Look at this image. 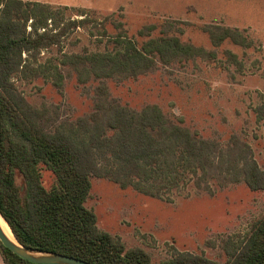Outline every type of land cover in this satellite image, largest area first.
I'll return each instance as SVG.
<instances>
[{"label":"trees","instance_id":"trees-1","mask_svg":"<svg viewBox=\"0 0 264 264\" xmlns=\"http://www.w3.org/2000/svg\"><path fill=\"white\" fill-rule=\"evenodd\" d=\"M50 10L37 1L0 0V214L15 238L26 247L95 264H264V213L249 221L243 235L225 239L224 262L175 249L154 263L144 248L129 247L98 227L95 212L86 206L92 176L172 202L191 185L212 193L215 179L222 186L245 182L251 190H264V169L249 143L234 136L224 148L167 119L156 104L138 111L104 97L90 115L48 130L44 109L28 102L13 78L33 70L31 57L59 44L70 24L84 22L53 26L48 23ZM210 36L215 43L229 38L248 44L237 28L211 30ZM113 42L103 51L65 55L61 63L71 65L78 79L87 82L135 76L158 59L169 63L205 52L175 35L149 38L140 46L122 35ZM61 78L57 69L55 79ZM259 108L264 118V105ZM41 167L54 174L49 188L42 183ZM0 254L4 264H37L1 241Z\"/></svg>","mask_w":264,"mask_h":264},{"label":"rangeland","instance_id":"rangeland-1","mask_svg":"<svg viewBox=\"0 0 264 264\" xmlns=\"http://www.w3.org/2000/svg\"><path fill=\"white\" fill-rule=\"evenodd\" d=\"M48 4V23L63 27L60 43L31 57L33 70L14 76V83L32 105L44 109V125L76 122L95 110L106 97L141 110L158 105L167 119L181 122L205 139L226 148L238 137L250 144L264 169V0H25ZM238 29L248 44L227 38L215 43L210 31ZM138 46L161 35L203 48L204 53L156 64L135 76L78 79L65 55L103 51L118 36ZM62 78L55 79L56 70ZM106 90V93H102ZM46 188L54 174L41 167ZM86 206L93 209L99 228L119 236L127 246H139L154 263L173 250L203 254L224 262L228 237H240L249 221L264 213V190L245 182L222 186L211 180L213 192L194 185L167 202L109 179L92 176ZM16 182L23 180L17 174Z\"/></svg>","mask_w":264,"mask_h":264},{"label":"water","instance_id":"water-1","mask_svg":"<svg viewBox=\"0 0 264 264\" xmlns=\"http://www.w3.org/2000/svg\"><path fill=\"white\" fill-rule=\"evenodd\" d=\"M0 216L3 218L1 214ZM3 220L6 222L4 218ZM0 241L6 248L11 250L13 253H15L19 257L25 260H28L32 263H37V264H95V263H91L83 259L71 256V255L62 254L59 252H51V251H45V250L26 247L22 245L15 238V236H14V240H12L4 232L3 228L1 227V224H0Z\"/></svg>","mask_w":264,"mask_h":264},{"label":"bare ground","instance_id":"bare-ground-1","mask_svg":"<svg viewBox=\"0 0 264 264\" xmlns=\"http://www.w3.org/2000/svg\"><path fill=\"white\" fill-rule=\"evenodd\" d=\"M0 224L1 227L3 228L4 232L12 239L14 240V236L13 233L10 229V227L8 226V224L3 220V218L0 216Z\"/></svg>","mask_w":264,"mask_h":264},{"label":"crops","instance_id":"crops-1","mask_svg":"<svg viewBox=\"0 0 264 264\" xmlns=\"http://www.w3.org/2000/svg\"><path fill=\"white\" fill-rule=\"evenodd\" d=\"M0 264H4L1 254H0Z\"/></svg>","mask_w":264,"mask_h":264}]
</instances>
